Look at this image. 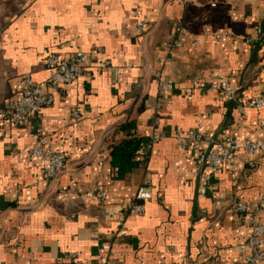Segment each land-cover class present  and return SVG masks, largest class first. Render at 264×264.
<instances>
[{
    "label": "crops",
    "instance_id": "1",
    "mask_svg": "<svg viewBox=\"0 0 264 264\" xmlns=\"http://www.w3.org/2000/svg\"><path fill=\"white\" fill-rule=\"evenodd\" d=\"M179 25L183 43L169 52L162 42L174 40ZM259 28L264 0H0V104L18 95L25 74L47 79L48 54L87 56L84 74L52 105L21 125L0 120V264H69L71 251L82 264L238 262L253 216L264 224V207L252 211L264 197V152L223 165L200 194L196 151L180 150L174 133L264 142V108L248 109L244 120L238 110L264 90V41H245ZM158 75L173 88L161 93ZM219 75L238 88L237 100L183 91ZM131 119L133 128L122 127ZM154 128L163 137L150 145L147 165L118 178L113 143L129 129L148 138ZM38 141L66 153L53 178L29 155ZM145 178L153 196L130 212ZM237 202L251 211L236 212Z\"/></svg>",
    "mask_w": 264,
    "mask_h": 264
},
{
    "label": "built area",
    "instance_id": "2",
    "mask_svg": "<svg viewBox=\"0 0 264 264\" xmlns=\"http://www.w3.org/2000/svg\"><path fill=\"white\" fill-rule=\"evenodd\" d=\"M185 2L186 0H174ZM136 28L140 33H146L148 26L144 21H137ZM178 36L171 41H163L162 46L169 52L183 43L182 35L185 29L182 25L177 26ZM257 38L247 37V43L264 38L262 28L257 30ZM87 56L84 52L78 51L69 58L61 57L58 54L50 53L45 57V66L49 71L47 79L43 82L36 81L31 74H25L21 79V88L18 95L7 99L0 104V120L8 126L24 124L30 118L40 112L44 107L50 106L56 99V93L66 84L78 80L86 70ZM101 68L106 67V63H100ZM158 86L161 93L173 88L172 81L166 80L162 75L157 76ZM210 90L219 92L226 101L238 99V88L233 86L226 75H219L207 84L201 83L197 79L191 81L189 87L183 89L190 93L193 90ZM264 108V90L257 95L247 98L238 104L239 120H244L248 109ZM78 116L77 110L73 111ZM38 139L39 135L35 134ZM163 137V133L154 128L148 137V144L152 145ZM178 147L183 152L188 150L196 151L195 172L200 175L198 192L206 194L210 186V181L216 176L223 165H232L239 161L242 154H255L264 152V142L250 138L238 139L235 136L227 135L215 139L212 135L206 134L199 129L189 128L186 130L177 129L174 133ZM31 157H39L44 163V174L46 177H55L62 170L66 153L60 150H50L43 147L38 141L29 149ZM264 162V158H263ZM149 179L145 178L139 185L132 202L128 205L130 212L140 213L145 208V203L152 198L153 192L149 187ZM101 198H105V192L100 193ZM264 207V197L259 204L253 207L255 213ZM236 212H249L250 207L243 202H237L234 206ZM253 229L248 238L239 245L242 254L241 259L233 264H258L264 260V224L256 220L253 216ZM96 232V230L94 231ZM99 255L102 259L106 257V252L101 250ZM69 264H82L77 253L71 251L66 256Z\"/></svg>",
    "mask_w": 264,
    "mask_h": 264
},
{
    "label": "trees",
    "instance_id": "3",
    "mask_svg": "<svg viewBox=\"0 0 264 264\" xmlns=\"http://www.w3.org/2000/svg\"><path fill=\"white\" fill-rule=\"evenodd\" d=\"M262 30L264 31V28ZM262 41H264V38L256 40L253 45L259 46ZM138 111H140V108ZM124 126L133 128L134 119L127 121L122 127ZM149 147L147 137L139 136L135 132L130 131V129L125 138L116 140L112 145L111 163L117 169V177H124L135 166L147 165ZM146 148H148L147 152H144Z\"/></svg>",
    "mask_w": 264,
    "mask_h": 264
}]
</instances>
